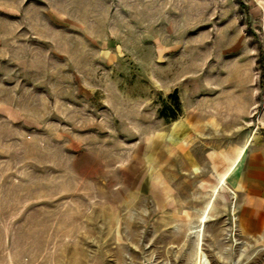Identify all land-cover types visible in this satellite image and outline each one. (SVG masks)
I'll list each match as a JSON object with an SVG mask.
<instances>
[{"label": "rangeland", "instance_id": "rangeland-1", "mask_svg": "<svg viewBox=\"0 0 264 264\" xmlns=\"http://www.w3.org/2000/svg\"><path fill=\"white\" fill-rule=\"evenodd\" d=\"M258 142L264 0H0V264H264Z\"/></svg>", "mask_w": 264, "mask_h": 264}, {"label": "crops", "instance_id": "crops-1", "mask_svg": "<svg viewBox=\"0 0 264 264\" xmlns=\"http://www.w3.org/2000/svg\"><path fill=\"white\" fill-rule=\"evenodd\" d=\"M248 146L249 144L246 145L242 152H244L245 149L248 150ZM251 148L253 150L248 156L245 165H243V167L246 166L244 175L239 173V165L242 162L243 154L241 153L239 155L238 148L231 151V154L228 157H226V154V156L219 154L220 159L218 158V155L208 156V161L211 165L213 164L212 171L214 173L217 172L215 174H208L206 177H201L204 173L201 175V168L198 170L195 169L197 159L194 157V160L190 165L195 173L194 178L197 177L199 180L205 182L221 181L229 172V175L225 179L236 175L235 180L240 184L246 197L243 206L240 207L239 227L242 232L246 229L250 234L260 236L264 235V144L258 142L255 143V145L252 144ZM183 151L185 152L186 149H183ZM217 159H219V162L216 161ZM236 171H238V173H236ZM215 189V191H217L218 188L216 187ZM206 210L203 212V215L206 212L208 217L210 207ZM197 213V218L195 217V214L192 213V215L194 219L196 218L201 224L202 218H199L201 211H198ZM187 223H189V221H187Z\"/></svg>", "mask_w": 264, "mask_h": 264}, {"label": "bare ground", "instance_id": "bare-ground-1", "mask_svg": "<svg viewBox=\"0 0 264 264\" xmlns=\"http://www.w3.org/2000/svg\"><path fill=\"white\" fill-rule=\"evenodd\" d=\"M254 205H255V204H254ZM204 220H205V216H204V218H203V220H202L203 224H204ZM201 260H203V263H204V264H209V263H208V260H207V258H206V256L204 255L203 252H201Z\"/></svg>", "mask_w": 264, "mask_h": 264}]
</instances>
